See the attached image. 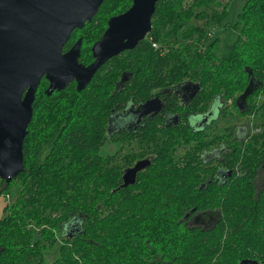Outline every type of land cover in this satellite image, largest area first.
<instances>
[{
    "label": "trees",
    "instance_id": "16d2710c",
    "mask_svg": "<svg viewBox=\"0 0 264 264\" xmlns=\"http://www.w3.org/2000/svg\"><path fill=\"white\" fill-rule=\"evenodd\" d=\"M223 1L158 0L148 52L140 47L132 61L114 65L170 67L169 83L192 77L205 104L233 101L251 76L256 94L264 93V0H243L233 11L232 0ZM208 10L216 35L192 22ZM107 78L97 73L80 91L69 85L50 95L41 88L46 83L39 86L23 140L24 170L0 179V193L19 186L0 218V264H264V182L255 184L264 168V99L253 97L248 109L263 132L225 148L222 166L237 172L219 198L212 183L198 188L201 173L179 145L177 157L157 146L135 182L121 187L123 167L102 152L117 95ZM197 102L195 96L190 106ZM181 158L185 166L177 164ZM215 206L213 227L185 224L191 209Z\"/></svg>",
    "mask_w": 264,
    "mask_h": 264
},
{
    "label": "flooded vegetation",
    "instance_id": "af4514ba",
    "mask_svg": "<svg viewBox=\"0 0 264 264\" xmlns=\"http://www.w3.org/2000/svg\"><path fill=\"white\" fill-rule=\"evenodd\" d=\"M131 4L132 0H103L94 14H89L92 0L84 2L72 0V8L63 7V0H40L37 11L30 10L23 2L1 4L0 64L4 65L8 62L5 55L13 48L9 41L28 40V21L32 25L37 23L42 29L45 24L53 23L51 20L63 10L65 14L74 15L76 24L63 42L60 54H66L74 48L78 52V62L88 65L94 60L93 44L107 30L109 20L127 11ZM34 16H37L38 21L33 19ZM151 30L152 25L133 48L122 50L109 58L92 77L93 79L97 73L107 75L108 81L112 82L113 91L117 93L113 100L115 107L107 118L105 130L107 134L105 144L115 143L117 148L109 153L105 150L103 154H111V157L108 156L111 163L116 160L123 167L124 173L127 168L140 160L151 163L157 154V146L159 148L165 146V149L172 154L175 153L177 157L179 151H173V148L179 145L180 150L193 160V167L201 173V177L194 181L198 188H209L212 183L214 194L219 198L221 187L232 178L234 171L237 172L236 167L229 169L222 166L227 162L228 151L225 148L238 147L240 141L247 142L252 134L263 132V128L254 127V119L250 122L227 124H222L221 120L227 115V111L239 113L242 118L249 116L251 100L254 97L257 103L262 101L264 93L256 94L259 85L251 76L255 88L246 97V103L242 99L238 100L241 92L233 101L229 99L227 103H222L212 99L205 104L202 84L192 77L189 79L186 77L175 84L169 83L170 67H157L154 64L143 68L114 65L116 59L132 61L140 47H144L148 52L146 41L150 38ZM16 48L15 51L18 52L20 50L18 45ZM151 52L154 53L153 50ZM163 70L165 73L162 72ZM44 83L46 84L41 88L45 93L49 84L45 74L40 78L35 96L39 86ZM69 85L76 87V82L72 81ZM134 85L141 89L131 93L130 89ZM195 96H198V102L190 106V101ZM251 117L253 118L254 115L251 114ZM174 137L181 139L179 143H174ZM187 162L186 159L181 158L177 164L185 166ZM205 171L207 173H204ZM262 174L264 175V168L258 170L255 179L256 188H260L264 182V176L260 182ZM219 217L220 208L215 206L202 211H195L193 208L183 219L190 227L208 229L217 223Z\"/></svg>",
    "mask_w": 264,
    "mask_h": 264
},
{
    "label": "water",
    "instance_id": "95a60500",
    "mask_svg": "<svg viewBox=\"0 0 264 264\" xmlns=\"http://www.w3.org/2000/svg\"><path fill=\"white\" fill-rule=\"evenodd\" d=\"M40 0H0V5L16 2L28 5L32 11L38 10ZM85 1V0H77ZM103 0H92L89 14H94ZM158 0H132L127 11L109 20L107 30L92 47L94 60L80 64L78 52L72 48L66 54H60V48L69 31L75 26L73 14H61L45 24L42 29L37 23L28 21V40L9 41L12 51L5 57L8 62L0 64V179L9 182L24 170L23 140L27 126L33 114V100L40 78L45 74L49 84L45 90L50 95L55 90L66 88L72 81L76 82L78 91L84 89L91 81L97 69L109 58L125 49L133 48L151 26V16ZM72 8V0H63V7ZM0 6V10H1ZM33 19L38 21L37 16ZM16 45L18 49L15 51ZM251 78L239 96L246 103V97L254 89ZM237 100V101H238ZM149 164L140 160L123 173L121 187L133 184L137 172Z\"/></svg>",
    "mask_w": 264,
    "mask_h": 264
},
{
    "label": "rangeland",
    "instance_id": "374dc122",
    "mask_svg": "<svg viewBox=\"0 0 264 264\" xmlns=\"http://www.w3.org/2000/svg\"><path fill=\"white\" fill-rule=\"evenodd\" d=\"M243 0H232L230 2V5L232 7V11L236 10L237 6L242 2ZM224 3H226V0H224L221 5H223ZM221 5L220 6H212L210 8V10H216V11H220L221 10ZM210 10H208L207 14H204V16L202 18H192V22L194 24H198L199 26H202L203 28L207 30L211 29V32H209V35H216L217 33V26L215 24V22H213V20L211 19L210 16ZM211 37V36H209ZM252 119H254L253 121L255 122V124H257V120L255 117H251V115L246 116L245 118H242L239 116V114L234 113L233 111H227V115L221 120L222 124H227L230 122H236V123H241V122H250ZM254 124V127H256V125ZM117 148V144L115 143H106L103 147H102V152L107 150V152H112L113 150H115ZM263 174L262 176H260V182L263 179ZM19 192V186L14 184L13 187L11 188V190L8 193H0V218H2L6 212H4V206L6 204H11L14 202L15 197L17 196Z\"/></svg>",
    "mask_w": 264,
    "mask_h": 264
},
{
    "label": "built area",
    "instance_id": "2783aa9c",
    "mask_svg": "<svg viewBox=\"0 0 264 264\" xmlns=\"http://www.w3.org/2000/svg\"><path fill=\"white\" fill-rule=\"evenodd\" d=\"M152 46H153L154 48H156V47H157V43L154 42V43L152 44Z\"/></svg>",
    "mask_w": 264,
    "mask_h": 264
},
{
    "label": "bare ground",
    "instance_id": "6f19581e",
    "mask_svg": "<svg viewBox=\"0 0 264 264\" xmlns=\"http://www.w3.org/2000/svg\"><path fill=\"white\" fill-rule=\"evenodd\" d=\"M40 10V9H39Z\"/></svg>",
    "mask_w": 264,
    "mask_h": 264
}]
</instances>
